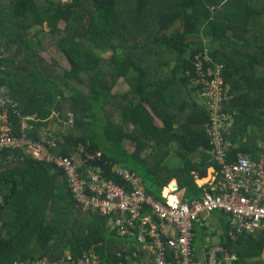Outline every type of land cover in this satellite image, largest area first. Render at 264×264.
<instances>
[{
    "label": "trees",
    "instance_id": "1",
    "mask_svg": "<svg viewBox=\"0 0 264 264\" xmlns=\"http://www.w3.org/2000/svg\"><path fill=\"white\" fill-rule=\"evenodd\" d=\"M42 32L54 36L68 68L53 60L44 70L45 61L38 55ZM16 48L27 64L17 65ZM205 49L223 64L232 94L223 106L232 127L222 136L237 148L225 160L233 161L236 151L256 159L264 154L258 145L264 144V0H0V87L16 102L19 114L37 118L29 136L36 139L42 128L51 131L68 101L70 125L53 132L59 141L50 151L77 155L80 146L97 150L101 157L90 164L121 185L114 165L134 172V166H141V182L157 199L173 178L189 200L204 191L216 192L195 182L193 171L202 176L199 168L205 163L215 166V182L221 179V165L213 154L210 162L192 160L195 153L213 147L205 131L209 112L199 87L190 83L194 55ZM105 52L110 55L103 63ZM120 78L129 89L114 93ZM117 113L120 123L114 119ZM8 114L18 133V116L11 108ZM125 141L133 144L131 151ZM170 154L177 163L167 167L164 160ZM15 161L21 165L0 171V264H33L43 258L58 262L66 251L74 259L95 254L98 264H116L129 253L133 258L135 240L116 236L104 215L91 210L75 214L80 205L61 169L34 161L21 149H0V166ZM218 220L220 243L235 255V262L262 264L250 259L260 256L264 232L232 239L228 218ZM210 227V222L195 224V249L207 228L215 234Z\"/></svg>",
    "mask_w": 264,
    "mask_h": 264
},
{
    "label": "built area",
    "instance_id": "2",
    "mask_svg": "<svg viewBox=\"0 0 264 264\" xmlns=\"http://www.w3.org/2000/svg\"><path fill=\"white\" fill-rule=\"evenodd\" d=\"M193 66L192 83L200 87V96L209 112V132L217 144L211 154L221 165V179L210 185L216 192L204 191L200 198L190 200L174 193L175 188L166 195L161 193L162 198H155L136 173L123 166L114 167L113 173L124 184L106 178L101 167L90 164L100 158L97 150L86 151L80 146L77 155L52 153L49 149L55 143L52 133L46 129L36 139L30 137L34 117L19 114L16 102L7 98L0 87V149H21L32 160L60 168L82 209L112 217L110 228L116 236L132 237L137 250L131 252L133 258L130 253L126 254L116 264H227L233 257L220 245H208L198 255L193 252L194 223L206 224L200 214L203 212L226 213L228 236L232 239L238 234H254L264 229L263 160H254L245 152L237 153L233 161L225 160L229 143L223 142L222 131L232 118L223 106L232 95L223 83L222 65L212 62L205 54H196ZM9 108L18 116V133L9 120ZM145 206L147 212L142 213ZM69 257L66 252L58 262L43 258L33 264H98L97 255L91 253L75 259Z\"/></svg>",
    "mask_w": 264,
    "mask_h": 264
},
{
    "label": "rangeland",
    "instance_id": "3",
    "mask_svg": "<svg viewBox=\"0 0 264 264\" xmlns=\"http://www.w3.org/2000/svg\"><path fill=\"white\" fill-rule=\"evenodd\" d=\"M61 1H67V0H61ZM58 26H59V28H62L63 27V23L60 22ZM44 28H45V32H46L47 29H48V27L46 26V24L44 25ZM32 30L34 31L35 29H32ZM45 32H42L39 35L41 44L43 45V49H41L39 51V54H40L41 58L44 61H46V62H49V61L51 62V61L55 60L57 63H59L60 67L68 68L69 67V64H68L67 60L58 53L57 47L53 43L54 36L52 37V36H50L49 33H45ZM212 47H215V44H213ZM16 50H17V52L14 54L15 60H16V62H19V66H22L24 64V60H26L25 55L18 48H16ZM8 53H9V50H8ZM2 54H3V52H2ZM109 55H110V52H105V53L102 54V57L104 58L103 59V63H106L108 61ZM127 89H129L128 84L126 83V81L123 78H120L117 81L116 85L113 87V92L114 93H119V92L122 93V92L126 91ZM197 101L198 102H201L200 101V98H198ZM143 105H144L145 109L151 114L152 118L157 119V118H155L154 114H152V111L149 109V107L145 103H143ZM69 110L70 109H69V106H68V101H65V104H63V109H61L60 110V113H59V116H60L59 117V121L62 122V124H60L59 122H57L55 125H53L52 126L53 131L60 130V131L64 132V130L68 129L67 126L69 124V120H68ZM114 119H115L116 122L120 123L122 121V116L119 113H117V114H115ZM231 127H232V124L229 125V126H225V131L226 132H229V129ZM67 132H68V130H67ZM124 143H125L124 144L125 147L128 150L131 151L133 149V144L131 142L125 141ZM148 149L149 148H147L144 151V153L146 151H148ZM164 162H165V165L167 167H170L172 164H174L176 162V158L174 156H172V154H170L169 156H167V158H165ZM134 167L137 170V172H135L136 175L140 179H142L143 170H142L141 166H134ZM144 181H145V183L147 185L149 184V179L147 177H144ZM171 181H174V179H171ZM176 193L177 194H180V195H183V190H181V189L180 190H177ZM168 196H170V194H168ZM79 208H80V210H75V212L77 214H81V213L83 215L87 214L86 212L88 210L82 209L81 207H79ZM215 213H217V212H214V214ZM202 215L203 216H206L207 219H208V221L211 223V227L210 228H213L215 226L218 227V225H217L219 223L218 217H222L223 219H227V217L226 216H223L221 213H218L215 216V218L213 217L214 216L213 214L203 213ZM73 217H74V215L72 214V216L70 217V220H72ZM105 217L107 219L108 226H110L112 224V217H109V216H105ZM206 234H207L206 235V238L207 239L206 240L204 239L203 241H201V245H203L204 247H207L208 245L218 244L219 243L218 240L217 241L215 240L216 234L210 235L209 228L206 229Z\"/></svg>",
    "mask_w": 264,
    "mask_h": 264
},
{
    "label": "crops",
    "instance_id": "4",
    "mask_svg": "<svg viewBox=\"0 0 264 264\" xmlns=\"http://www.w3.org/2000/svg\"><path fill=\"white\" fill-rule=\"evenodd\" d=\"M225 111V110H224ZM29 116H31V117H34V115H29ZM232 118V117H231ZM59 120V119H58ZM232 122H233V120H230V125L232 124ZM57 123V121H53L52 122V124H51V127H50V132L52 133V135L54 136V138H55V141H59V139L54 135V131H53V128H52V126L53 125H55ZM60 123V122H59ZM34 125V124H33ZM34 127V126H33ZM47 128H42V130H41V132H40V134L44 131V130H46ZM48 130V129H47ZM205 131H206V134L208 135V136H210V142H211V144L213 145V147L212 148H210L211 150H214V148L217 146V144H216V142H215V144H213V136H212V134L209 132V126H207L206 127V129H205ZM227 133L226 131H225V129L222 131V133ZM211 136H212V138H211ZM222 138L223 139H225L226 140V142H228L229 143V146L227 147V150H226V155H228V154H230V152H231V150L232 149H236L237 148V145L236 144H233V143H231L230 142V140L229 139H227V138H225V137H223L222 136ZM258 145H259V147H264V144L263 143H258ZM211 150H208V151H203V152H200L199 154H196L195 153V155H194V157L192 158V160L193 161H197V162H210L211 160H212V158H211ZM240 151H236L235 152V154L233 155V158H235L236 157V154L237 153H239ZM245 153H248L250 156H251V158L252 159H254L253 158V156L251 155V153H249V152H245ZM173 156V155H172ZM201 156H203V157H201ZM101 157V156H100ZM175 157V156H174ZM100 159V158H99ZM99 159H97V160H99ZM260 159H262L263 160V163H264V154L261 152V153H259V155H258V157L256 158V159H254V160H260ZM97 160H95L94 162H96ZM175 163H177V161L175 162ZM96 166H97V164H96ZM116 166H121V165H114L113 166V168L114 167H116ZM55 167V166H54ZM56 169H60V168H57V167H55ZM113 168H112V171H113ZM199 171L202 173L201 175L202 176H198L197 175V172L196 171H193V173H194V175H195V182H196V184L198 185V186H205V185H207V186H210L213 182H215V180H216V177H217V171H216V168H215V166L214 165H212V164H203V165H201L200 166V168H199ZM65 175V174H64ZM66 177V176H65ZM67 181V180H66ZM68 186V185H67ZM68 189H69V187H68ZM69 191H70V189H69ZM71 192V191H70ZM169 192V190L166 188V189H164V194L166 195L167 193ZM72 193V192H71ZM73 195V194H72ZM170 198V197H169ZM89 211V210H88ZM75 214H77V213H75ZM214 218H215V216H213ZM108 225V224H107ZM218 225V224H217ZM110 227V226H109ZM198 228H199V226H198ZM221 228H218V227H213V228H211V230L213 231V232H215V234H216V236H215V240L217 241L218 240V242L220 243V240H221V233H222V229L220 230ZM260 232H264V229H262V230H260V231H257L256 233H254L253 235H256V234H258V233H260ZM236 239V238H235ZM195 244V243H194ZM196 244H198V246H201V241L200 242H196ZM134 251H136V250H134ZM261 260L262 261V264H264V248L261 250V254H260V256L259 257H257V258H253V259H250V261H253V260ZM235 264H237L236 262H235Z\"/></svg>",
    "mask_w": 264,
    "mask_h": 264
},
{
    "label": "clouds",
    "instance_id": "5",
    "mask_svg": "<svg viewBox=\"0 0 264 264\" xmlns=\"http://www.w3.org/2000/svg\"><path fill=\"white\" fill-rule=\"evenodd\" d=\"M196 54H200L201 56H204V54L208 57V58H210L211 60H212V62H214V63H220L221 65H222V70H221V77H222V79H223V83H224V85H226L227 86V88H228V90H229V84L228 83H226V81H225V79H224V76H223V64L221 63V62H219V61H216V60H214L211 56H209L208 55V53H207V50L205 49L204 50V54H203V52L202 51H198ZM195 54V55H196ZM194 55V56H195ZM195 76V72H194V70L192 71V73H191V77H190V83H191V85H194L193 83H192V78ZM198 86V85H197ZM199 87V86H198ZM200 88V87H199ZM230 93V92H229ZM231 94V93H230ZM232 95V94H231ZM232 97V96H231ZM228 102V101H227ZM226 102V103H227ZM59 117L60 116H56V119L58 120L59 119ZM37 118L35 117V115H34V119L32 120V122H35V120H36ZM70 120H69V124L68 125H70ZM34 124V123H33ZM35 161V160H34ZM134 172V171H133ZM174 179V178H173ZM171 182V183H170ZM170 183V184H169ZM169 185L167 184L166 186H164L163 188H162V190H161V193H163L164 192V189H168L169 191H170V189L171 188H175V189H177V190H180L179 189V187H178V184H177V181H176V179H174V181H169ZM143 184V183H142ZM173 185H177L176 187H173ZM148 192V191H147ZM174 193H176V192H174ZM162 195V194H161ZM214 211H209V212H203V213H207V214H212ZM221 212H223V211H221V210H219V213H221ZM203 213H200L201 214V217H202V219L206 222V225H208L209 224V221H208V219H207V217L206 216H203L202 214ZM224 213V212H223ZM222 213V214H223ZM224 216H228L226 213L225 214H223ZM195 224H198V225H200V226H202L201 224H199L198 222H196V223H194V226H195ZM230 229V228H229ZM229 229H228V231H229ZM223 232V231H222ZM222 234V233H221ZM227 235H228V232H227ZM194 239V238H193ZM204 239L206 240L207 238H206V236L204 237ZM211 245H220V246H222V247H224L225 249H226V247L225 246H223L221 243H218V244H211ZM192 247H193V252H194V254L195 255H198V254H201V252H202V250L204 249V248H206V247H204L203 245H201L200 246V248H198V249H195V247H194V243H193V240H192ZM227 250V249H226ZM228 252V251H227ZM228 254L230 255V256H232L233 257V259H231V260H229V261H227V264H235V260H236V257H235V255L234 254H232V253H229L228 252Z\"/></svg>",
    "mask_w": 264,
    "mask_h": 264
},
{
    "label": "water",
    "instance_id": "6",
    "mask_svg": "<svg viewBox=\"0 0 264 264\" xmlns=\"http://www.w3.org/2000/svg\"><path fill=\"white\" fill-rule=\"evenodd\" d=\"M20 165H21V163L19 161H15V162L9 163L7 165L0 166V171H3L5 169H9V168H13V167H17ZM176 186L177 185H173V187H176Z\"/></svg>",
    "mask_w": 264,
    "mask_h": 264
},
{
    "label": "flooded vegetation",
    "instance_id": "7",
    "mask_svg": "<svg viewBox=\"0 0 264 264\" xmlns=\"http://www.w3.org/2000/svg\"><path fill=\"white\" fill-rule=\"evenodd\" d=\"M38 55L40 56V54L38 53ZM41 57V56H40ZM33 62H39V60H37V59H35V58H33ZM17 63V65H19V62H16ZM50 63V61L49 62H46L45 61V63H44V65H43V67L45 68L44 70H48V64ZM24 64H27V61L26 60H24ZM23 64V65H24ZM67 253H70V252H68V251H66ZM65 252V253H66Z\"/></svg>",
    "mask_w": 264,
    "mask_h": 264
}]
</instances>
